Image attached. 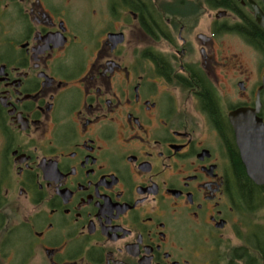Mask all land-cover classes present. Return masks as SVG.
I'll list each match as a JSON object with an SVG mask.
<instances>
[{"label": "flooded vegetation", "instance_id": "obj_1", "mask_svg": "<svg viewBox=\"0 0 264 264\" xmlns=\"http://www.w3.org/2000/svg\"><path fill=\"white\" fill-rule=\"evenodd\" d=\"M264 0H0V264H264Z\"/></svg>", "mask_w": 264, "mask_h": 264}, {"label": "water", "instance_id": "obj_2", "mask_svg": "<svg viewBox=\"0 0 264 264\" xmlns=\"http://www.w3.org/2000/svg\"><path fill=\"white\" fill-rule=\"evenodd\" d=\"M257 110H240L231 115L237 145L249 176L264 181V122Z\"/></svg>", "mask_w": 264, "mask_h": 264}]
</instances>
